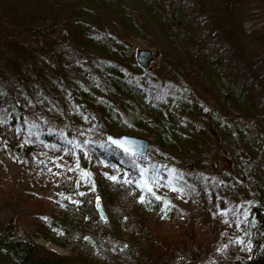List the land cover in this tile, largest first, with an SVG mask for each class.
<instances>
[{
  "label": "trees",
  "instance_id": "trees-1",
  "mask_svg": "<svg viewBox=\"0 0 264 264\" xmlns=\"http://www.w3.org/2000/svg\"><path fill=\"white\" fill-rule=\"evenodd\" d=\"M252 2L262 26L247 38L240 24L237 29L230 25L231 9L233 5L249 8ZM7 4L10 8L4 10ZM0 8V48L11 51L14 46L19 51L27 40L35 44L30 73L45 95H49L48 89L37 71L44 66L45 57H53L58 67L75 62L86 66L84 79L73 76L65 82L59 72L58 78L79 111L104 134L87 138L78 133L81 138L74 139L73 122L68 123L62 113L50 116L51 107L40 109L26 83H16L32 102L23 111L10 96L6 78L5 84L0 81L1 127L29 136L32 142L22 145V153L32 165L43 167V158L50 157L49 153L58 156V151L72 159L69 167L60 163L55 169L61 186L53 212L34 216L35 234L70 255L39 245L30 234L8 223L0 229V264L162 263L165 246L153 239L145 223L150 219L179 223L184 216L175 197L195 204L210 192L211 184L194 168L203 164L201 153L211 142L204 119L198 118L202 109L193 98L186 92L168 94L145 81V71L134 61L133 41H150L157 36L165 45L164 57L177 61L181 68L192 66L216 97L228 93L236 106L249 110V117L261 126L256 134L248 133L237 122V138L227 135L229 146L244 158L249 169L256 149H264V57H260L264 0H0ZM61 44H67L68 50L59 47ZM20 54L27 62L26 52ZM29 119L32 126L26 125ZM211 120L221 137L227 134L222 130L224 121L216 115ZM122 131L147 138L148 158L129 156L108 143L106 133ZM35 154L44 157L37 160ZM141 168L149 169L146 179L157 177L159 186L153 185V192L171 202L170 210L162 211V201L147 192L143 193L145 201L138 202L141 190L123 182L125 173L138 178ZM169 169H175L173 185L183 187L184 193L164 186ZM250 174L246 170L239 180L253 193L245 205L223 210L228 203L210 194L214 202L206 206L223 217L229 213L230 223L236 224L237 239L224 251L228 264H264V203L256 190L264 188V181L252 182ZM110 176L118 179L113 181ZM96 200L106 207L105 221L95 209ZM175 264L196 263L193 257H179Z\"/></svg>",
  "mask_w": 264,
  "mask_h": 264
},
{
  "label": "rangeland",
  "instance_id": "rangeland-1",
  "mask_svg": "<svg viewBox=\"0 0 264 264\" xmlns=\"http://www.w3.org/2000/svg\"><path fill=\"white\" fill-rule=\"evenodd\" d=\"M252 3L249 4L252 6L249 8L233 5L231 9L232 20L230 21L232 24L230 25L237 29L240 24L245 34H247V38L252 37L253 34L250 33L262 26V18L253 7L256 3ZM3 8L8 10L10 5L7 4ZM65 36H67V33H65ZM155 39L152 37L150 41H133L134 58L139 50L152 52L149 67L146 69L139 67L145 71L143 74L145 81H149L151 85H154V88L158 87L163 92L168 91V94L175 91L182 94L186 92L185 94L193 98L202 109L198 118L204 119V125L209 131L211 142L207 150L201 153L203 164H201V167L194 168L197 175H200L202 179L211 184L210 192H207L205 196L202 195L204 198H201L195 204H193V201L186 203L175 197L174 201L178 204L184 216L183 221L181 220L179 223L170 219L166 221L150 219L145 223L153 239L165 246V249L161 251L162 263L158 261L155 264H175L179 257L186 259L193 257L196 264H228L226 258H224V251L227 245L237 239L236 224L230 223L229 213H224L223 217V214L216 213L215 208L208 209L206 206L214 202V198L210 194L218 196L223 203H228L226 205L228 208H223V210H229L231 205L234 204L240 206V203H243L245 205L246 199L253 194L239 181L243 178L246 170L251 171L249 178L252 179V182L255 179L264 181V149H256V155L250 162L251 165L248 169L244 164V158L238 157L235 149L229 146L227 136L231 133L234 138H237V122H241L242 128L248 133L256 134L261 126L255 125L253 119L249 117V110L236 106L229 98L228 93H222L223 95L216 97L211 87L195 74L192 66H182L181 68L177 61L172 60L170 57H164L163 49L165 45L163 40L157 36ZM159 44L161 48H158ZM32 46L35 47V44H30L27 40L19 51L14 46L11 51L7 48H0V81L5 84L4 79L6 78V82H9L10 96H12L15 103L20 105L23 111H27L28 106L32 103L29 101V96L19 89V86L17 88V81L24 82L29 89L33 90L35 94L34 102L38 101L40 109L51 107L52 115L50 116L62 113L68 123L73 122L72 126L75 131L72 136L74 139L81 138L78 133L87 138L104 136V134H101L98 125L91 119H87L84 113L79 111L69 97L68 91L63 89L62 82L58 78L59 72L64 81L71 80L73 76L84 79L86 66L82 62H75L62 63L58 67L53 57H45L44 66L39 67V70L42 69L41 73L37 66L36 68L40 79L44 81L48 89L49 95L47 96L39 88L36 79L30 73L36 55ZM59 47L68 50L66 48L67 44H61ZM21 51L26 52L27 62L23 61ZM261 51L260 57H264V45L261 47ZM41 56L40 54L39 57ZM258 57L256 56V58ZM262 64L264 65V63ZM65 84L67 86V83ZM0 104H3V98L1 97ZM214 115L226 123L227 128L225 127L222 130L227 131V134L222 135V137L220 130L217 127L215 129L212 124L211 118ZM26 125L32 126L33 120L29 119ZM244 130L243 132H245ZM106 134L117 137L122 134L130 135L123 131L119 134L110 132ZM135 137L147 140L143 136L136 135ZM26 141L32 142L29 136L11 133L7 128L1 127L0 124V229L2 226L11 223L19 232L30 234L39 245L68 256L70 255L68 251L47 242L40 238L38 234H35L34 216L53 212L52 205L57 199L56 195L61 186V177L56 174L55 169L58 170L57 165L60 163H63L61 167H69L72 159L65 156L61 151L57 152L56 155L58 156L49 153L48 156L50 157L35 154L34 157L38 156L37 160L39 156L44 157V166L32 165L31 160L22 153V145L27 143ZM249 142L255 144V141L250 140ZM256 146L258 145L255 144ZM241 147H243V150L244 146L242 144ZM60 157L64 158L59 159ZM52 160L54 161L52 162ZM238 184L240 185L239 189L236 188ZM256 190H258L259 197L264 203V188L260 187ZM104 211L106 213L105 206ZM246 213V210L242 211V215Z\"/></svg>",
  "mask_w": 264,
  "mask_h": 264
},
{
  "label": "snow or ice",
  "instance_id": "snow-or-ice-1",
  "mask_svg": "<svg viewBox=\"0 0 264 264\" xmlns=\"http://www.w3.org/2000/svg\"><path fill=\"white\" fill-rule=\"evenodd\" d=\"M0 123H4V120L0 119ZM109 139H110V142L112 144H115V145H118V146L121 144V142L118 141V140H115V139H112V138H109ZM68 143H72V141H68ZM85 143H87V141ZM75 147H79V145H75ZM124 152L127 154L128 149L125 148ZM77 166H78V163H77ZM57 167H60V165H57ZM152 170L154 172L158 171L157 169H155L154 166H153ZM69 171H71V169H69ZM148 171H149L148 168L139 169V177L138 178L137 177H130L129 174L125 173L124 174V178H123V182L125 184H129V185L134 184L136 188L141 190V195L139 197V201L138 202L143 203L145 201L146 197H145V195L143 193L147 192V193L151 194V196L156 201H162V203H163L162 211L165 210V209L170 210L171 207H172L171 202L168 201L167 199H164V198L156 195L153 192V185H157V186H159V185H158L157 177L155 175H153L152 177L149 178L150 182H149V179H146ZM82 175L87 176L88 174L87 173H83ZM174 175H177L175 169H169L168 170L169 179L164 183V186L168 187L171 191L184 193V188L183 187H179L178 188V187L173 185V181H172L171 177L174 176ZM108 178L113 180V181H116L118 179V176H110ZM85 239H87V238H85ZM123 247L126 248L127 245H124Z\"/></svg>",
  "mask_w": 264,
  "mask_h": 264
},
{
  "label": "water",
  "instance_id": "water-1",
  "mask_svg": "<svg viewBox=\"0 0 264 264\" xmlns=\"http://www.w3.org/2000/svg\"><path fill=\"white\" fill-rule=\"evenodd\" d=\"M152 59V52L149 50H139L136 53L135 61L136 65L142 69L149 67ZM108 143L119 151L124 152V149L127 148V155L137 156L140 158H146L148 153L149 142L145 138L135 137L130 135L122 134L120 136H115L111 134H106ZM115 139L121 142V144L115 145L110 142V139ZM126 154V153H125ZM99 200L95 202V209L102 220L106 219V213L102 207V204Z\"/></svg>",
  "mask_w": 264,
  "mask_h": 264
}]
</instances>
